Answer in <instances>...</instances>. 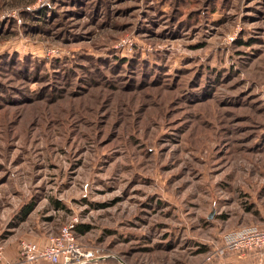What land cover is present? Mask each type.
<instances>
[{"label": "rangeland", "instance_id": "1", "mask_svg": "<svg viewBox=\"0 0 264 264\" xmlns=\"http://www.w3.org/2000/svg\"><path fill=\"white\" fill-rule=\"evenodd\" d=\"M70 222L117 264L264 228V0H0V243Z\"/></svg>", "mask_w": 264, "mask_h": 264}, {"label": "built area", "instance_id": "2", "mask_svg": "<svg viewBox=\"0 0 264 264\" xmlns=\"http://www.w3.org/2000/svg\"><path fill=\"white\" fill-rule=\"evenodd\" d=\"M223 245L210 252L206 260L225 259L229 252L245 250L264 251V228L247 226L238 231L226 232L222 238ZM5 246L0 243V264H12L5 261ZM102 251L97 246H87L78 240L76 223L63 225L56 233L49 235L47 244L25 238L19 243V262L22 264H42L49 261L53 264H82L98 257ZM5 261V262H4ZM223 264H230L224 261Z\"/></svg>", "mask_w": 264, "mask_h": 264}, {"label": "crops", "instance_id": "3", "mask_svg": "<svg viewBox=\"0 0 264 264\" xmlns=\"http://www.w3.org/2000/svg\"><path fill=\"white\" fill-rule=\"evenodd\" d=\"M49 235L50 234H42L40 236L38 235V238L33 240L37 241L40 244H47L49 241ZM19 243L18 244L16 243L15 245L10 244L5 246V251H4L5 261L9 260L13 262L12 264H22L21 262H19ZM87 246H91V245H87ZM201 254L202 253L200 252L198 254L192 255L193 257L196 258L191 262L184 261V264H223L224 261H228L230 262V264H264V252H257V251L229 252L225 259H221V260L217 259V261H212V262L204 261L203 255ZM99 256L88 262H83L82 264H117L116 262H112L110 258H107V256H100V257ZM42 264H53V263L49 261H44L42 262Z\"/></svg>", "mask_w": 264, "mask_h": 264}, {"label": "trees", "instance_id": "4", "mask_svg": "<svg viewBox=\"0 0 264 264\" xmlns=\"http://www.w3.org/2000/svg\"><path fill=\"white\" fill-rule=\"evenodd\" d=\"M34 203H31L27 205V207L24 209V214H29L34 209ZM91 226L89 224H78L76 225V232L79 231L80 233H85L87 230H89Z\"/></svg>", "mask_w": 264, "mask_h": 264}]
</instances>
